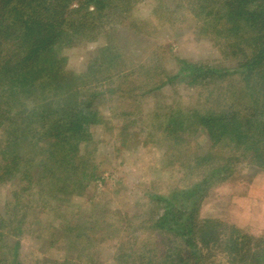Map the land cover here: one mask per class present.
<instances>
[{"label": "rangeland", "instance_id": "rangeland-1", "mask_svg": "<svg viewBox=\"0 0 264 264\" xmlns=\"http://www.w3.org/2000/svg\"><path fill=\"white\" fill-rule=\"evenodd\" d=\"M165 3L162 11L155 0H144L128 12L110 13L103 29L98 28L101 33L96 40H80L64 50L67 68L77 73L86 70V63L101 46H109L117 55L116 66L112 64L114 68L105 73L113 77L93 88L98 91L94 106L101 122L91 125L92 143L86 150L95 177L80 195L57 194L46 201L23 181L25 167L13 175L0 169V264L12 261L16 243L17 264L137 263L148 251H161L167 238L181 244L175 232L182 233L187 220L184 214L173 233L154 229V219L163 210L153 197L171 198L176 193V205L190 211L192 201L198 199L185 197L181 191L204 180L212 185L200 202L199 218L225 223L220 226L221 239L234 238L235 227L253 242H264V168L242 159L217 172L226 165L220 156H228L226 150L210 152L212 162L200 165L197 160L211 144L202 127L193 135L185 129L166 137L173 120L192 116L184 126L191 130L200 115L221 114L229 106L253 109L250 102L240 104L230 91L235 76L205 82L199 77L191 85L180 72L185 63L192 62L217 68L236 66L235 59L224 60L215 35H206L200 26L209 17L219 27L223 3L212 0L211 15L197 0ZM3 137L0 129V154ZM221 177L227 178L221 181ZM23 187L30 188L22 192ZM221 243L211 249L201 242L200 264H254V260L264 264V249L254 250L253 259L254 251L235 256L226 250V241Z\"/></svg>", "mask_w": 264, "mask_h": 264}, {"label": "trees", "instance_id": "trees-1", "mask_svg": "<svg viewBox=\"0 0 264 264\" xmlns=\"http://www.w3.org/2000/svg\"><path fill=\"white\" fill-rule=\"evenodd\" d=\"M141 1L144 0H0V129L4 134L0 169L13 175L14 171L25 167L22 179L36 188L35 194L41 199L57 198V194L80 195L95 177V166L90 165L86 150L92 143L91 125L101 122L94 106L98 91L93 88L113 77L105 73L117 63L112 49L101 46L86 63V70L77 73L67 68L68 57L64 50L80 40H96L101 33L98 28L103 29V21L110 13L128 12ZM197 1L204 7L202 10L211 15L208 6L212 0ZM155 2L161 11L167 7L165 0ZM221 2V25L218 27L205 17L200 26L206 35H215V44L220 47L224 60L233 58L236 66L217 68L192 62L185 63L180 72H184L182 76L191 85L199 77L205 82L215 77L226 80L235 76L230 91L233 89L240 104L250 102L253 109L249 110L250 106L246 105L243 109L229 106L230 110L221 114L200 115L193 121L196 128L191 130L184 126L190 123L192 116L178 122L173 120L172 129H166V137L186 132L185 129L193 135L202 127L211 144L202 159L197 160L200 165L212 162L214 156H209L210 152L217 154L226 150L228 156L220 155L226 165L217 172L230 169L227 164L242 159L264 168V0ZM31 171L35 175L29 174ZM221 178L225 181L227 177ZM211 185L204 180L189 191H181L185 197L198 199L192 201L194 206H190V211L189 207L181 209L179 203V207L176 205V193L171 198L154 196L163 210L154 219V229L173 233L174 226L181 225L175 223L186 215L182 233L175 232L181 244L167 238L161 251L150 250L141 261L139 256L137 263H124L200 264L201 242L217 249L226 241V250L235 256L264 249L263 241L253 242L235 227H232L234 238L221 239L220 226L225 223L216 218H199L200 202ZM29 188L23 187L21 191ZM16 244L12 261L7 264H17L19 243ZM251 256L254 259L256 251ZM254 264H260V260H254Z\"/></svg>", "mask_w": 264, "mask_h": 264}]
</instances>
